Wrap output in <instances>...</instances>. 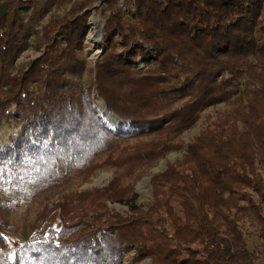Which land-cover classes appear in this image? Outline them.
Returning a JSON list of instances; mask_svg holds the SVG:
<instances>
[{
  "label": "trees",
  "instance_id": "trees-1",
  "mask_svg": "<svg viewBox=\"0 0 264 264\" xmlns=\"http://www.w3.org/2000/svg\"><path fill=\"white\" fill-rule=\"evenodd\" d=\"M95 1L75 0L62 23L39 35L36 20L53 0H0V115L22 122L0 159L21 162L25 176L16 181L25 199L37 194L36 180L55 183L87 167L98 135L119 140L129 124L140 135L173 137L207 107L233 100V109L190 143L182 161L151 179L149 212L180 198L172 234L132 203L134 195L113 198L110 185L85 202L93 208L84 214L70 215L66 201L44 206L21 256L3 264H121L131 248L151 264H262L264 59L261 67L256 56L264 50V0H105L102 52L86 69L81 41ZM32 35L44 53L13 72ZM96 98L119 118L114 133L98 117ZM165 148H155L157 158ZM97 194L128 205L131 215L109 211ZM246 225L260 245L248 248Z\"/></svg>",
  "mask_w": 264,
  "mask_h": 264
},
{
  "label": "rangeland",
  "instance_id": "rangeland-1",
  "mask_svg": "<svg viewBox=\"0 0 264 264\" xmlns=\"http://www.w3.org/2000/svg\"><path fill=\"white\" fill-rule=\"evenodd\" d=\"M49 1L52 3V0H47V2ZM104 1H95L86 18L81 41L83 46L81 55L86 62V69L95 66L102 52V30L106 17L109 15ZM53 2L50 5V10L36 20V30L39 35H41L42 28L53 21L57 22L59 19L62 23L75 0H53ZM121 2L122 0H120ZM24 13H27L28 16L31 15L32 7L26 9ZM28 16L24 18V21ZM61 42L63 41L61 40ZM43 53L44 47L39 45L35 36L25 38L22 42V51L18 53L14 61L13 72L26 68L29 61L35 60ZM256 58L258 65L263 67L264 50L257 53ZM142 66V63L139 62L138 67L142 68ZM91 93V98H94V91L92 90ZM144 96L145 93L142 92L132 100L137 103L138 98L141 97L139 101L141 102ZM233 105V100H230L205 108L191 127L173 137L159 133L140 135L129 124L125 126L124 136L119 140L111 138L110 135L104 137L98 135L99 139L96 137L92 143L94 147H97V155L90 160L87 167L80 169L74 167L69 176L62 181L56 179L58 181L55 183L51 179L49 181L43 178L41 181L36 180L34 193L37 194L33 197L28 196L26 199L21 194L25 185L21 188V184L16 181L19 180V177L23 179L25 176L21 162L17 160L5 162L0 159V264L1 262L3 264L6 261H14L21 256L25 238L41 224L39 214L44 206L66 201V209L70 215L84 214L85 210L91 211L90 209L93 208L85 202H89L95 196L96 191L107 189L110 185L113 198L125 201L134 195L132 203L140 211L148 213V218L158 223L161 228L166 229L168 235L172 234L171 220L175 216H182L180 198L172 197L166 208L159 204L156 211L149 212V206L154 202L151 179L164 172L167 166L182 161L190 143L206 132L207 128L211 127L220 116H223L222 114L230 113ZM93 106L96 108L101 122L111 133H114V128L119 120L116 121L112 116L113 113L112 115L110 112L108 113L103 100L93 99ZM134 107H138L137 104ZM21 126V121L4 117L1 114L0 147L10 142L12 134H19ZM91 130L96 131L95 126L92 125ZM83 142L86 141L83 140ZM160 143H163L166 148L163 149L164 155L157 158L155 148ZM78 147H82V144ZM191 158V156L188 157L186 165ZM97 198L105 202L109 211L118 213L122 217L131 215L128 205L119 203L117 200L105 199L101 194H97ZM84 206H86L85 209H83ZM90 216L91 212L87 214V219ZM59 225L60 222H57L56 227ZM245 227L248 248L260 245L261 240L256 235L257 230L247 225ZM192 248L200 249V246L193 244ZM137 255V252L132 248L125 250L121 264H151L148 258L138 260ZM261 262L264 264V260Z\"/></svg>",
  "mask_w": 264,
  "mask_h": 264
},
{
  "label": "water",
  "instance_id": "water-1",
  "mask_svg": "<svg viewBox=\"0 0 264 264\" xmlns=\"http://www.w3.org/2000/svg\"><path fill=\"white\" fill-rule=\"evenodd\" d=\"M101 1H104V0H101ZM2 10H4V7H2ZM0 17H1V15H0ZM104 108H105V106H103ZM106 109V108H105ZM109 113V112H108ZM111 115H112V113H110ZM115 119H116V121H118L119 119H118V117L117 116H115V115H112Z\"/></svg>",
  "mask_w": 264,
  "mask_h": 264
}]
</instances>
